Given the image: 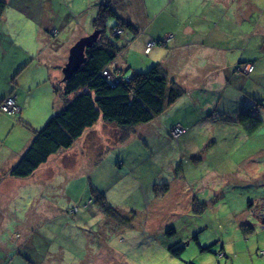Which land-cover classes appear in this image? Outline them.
<instances>
[{"label": "rangeland", "instance_id": "obj_1", "mask_svg": "<svg viewBox=\"0 0 264 264\" xmlns=\"http://www.w3.org/2000/svg\"><path fill=\"white\" fill-rule=\"evenodd\" d=\"M82 1L5 0L6 17L3 16L4 10L3 12L0 11V48L5 47L1 40L3 41L9 36L8 31L11 32L10 28L19 26L22 23L23 26L26 24L31 27L33 22L27 19L28 16L34 14L36 19L42 20L41 17L43 16H39L42 11H45L59 16L50 19L51 24L55 27L60 25L58 19L65 20V23L61 24L65 25L64 30L57 31V28H50L49 33L55 36L56 45H60L64 49L59 53L68 50L71 46L68 41L73 35L78 39L82 35L91 33L94 29L92 25L94 15L90 17V12L91 9H95L94 4L98 0H91V6L84 10L86 23L81 22L83 16L82 19L77 18L79 21V25H77L76 16L68 13L71 7L77 11L78 7L82 5ZM143 1L149 4V7H145L146 12L144 11ZM116 2L119 4V8H117H121L120 13L126 20V16H132L131 12L133 13L134 6L137 9L135 14H139L142 18L141 24L143 20H149L159 13L163 17L171 13L173 19L176 17L181 22L177 19H174L173 22V19H170L173 24H170L172 22L163 23L162 30L167 31V34L171 36L175 34V29L179 25H183L185 21H188L189 26L197 27L195 33L191 34L189 39H197L200 43L207 45L208 43H215L211 38H213L212 27L216 21L221 20V26L228 28V32L230 31L228 20L231 15L227 14L228 9L225 10L227 16L220 19L214 20L212 17H207L213 13L212 8H214V5L212 8L205 6L209 2L208 0H194L193 2L191 0H153L152 2L151 0L149 2L146 0H130L129 3H126L127 0H116ZM249 2L262 8L261 11L254 9L251 15L253 25L249 22L246 23L253 28L247 36L248 38L251 36L248 52L257 56L255 63L259 64L257 71L253 72L251 77H257L258 80L263 82L264 86V50L261 48L264 41L261 32H254L262 29L258 23L264 21V0H249ZM210 3L217 4L216 0H210ZM137 4L140 6L139 9ZM184 7L185 11L189 10L188 18L187 15L184 16ZM192 8L195 9L191 10ZM219 8H221L219 11L216 10L220 15L224 8ZM242 8L244 9V5ZM247 13L249 15L251 12L248 11ZM114 24L115 18L110 17L107 19L106 34L109 35V30ZM136 25L139 27L140 23ZM233 27H235L236 32L243 31V23ZM117 28L121 31L113 33L120 35L116 38V41L118 40V44L123 46L121 50L125 52L127 46H124L122 40H126L127 35L131 34L120 25ZM17 30L23 31L20 26L17 27ZM73 30H76L75 34L72 33ZM25 32L30 33L33 30L28 29L22 33ZM220 36L224 38L225 34H220ZM162 41V44L164 43L163 47L158 44L159 48H167L169 40L165 38V34L162 35ZM156 43L155 41L153 43L148 41L145 45V53L128 51L127 54L130 56L132 62V65H130L133 70L126 68L125 73L129 75L136 71H145L156 63L157 59L153 57L155 52L147 50V46L158 48ZM11 48L7 53L1 52L0 49V75L3 72H8L12 67L11 74H16V68H14V65L9 66V62L18 58L22 53L14 47ZM65 54H68V52H65ZM175 61L177 62V59L172 56L168 62L170 66H173ZM199 62L202 64L200 65L201 70L206 75L207 62L205 59ZM239 65L237 66L238 74L247 73L248 66L244 68V64L240 63ZM211 66H213L212 62ZM171 73L175 74L173 71ZM60 80L54 85L61 97ZM220 85L212 87L206 102L210 106L203 107L200 112L194 106H185V102L189 101V98L184 96L185 107L179 108L169 104L170 109L165 108L150 121L124 131V135L127 134L126 139L117 141L118 134L113 132L108 143L110 144L112 141L116 144H123L122 146L113 147V151L110 153L99 154V147H91L92 140L89 141L87 138L75 141L77 151L73 149L75 154H72V158L68 155L69 153H59L62 155L58 157V162L66 164L72 159L75 160L78 153L87 149L92 163V166L88 168L91 170L92 184L87 178H84L82 179L84 186L78 187L80 192L82 188L86 193L88 192L93 202L90 207L84 204L80 206L81 209L89 208L86 217H84L85 220L89 221L85 222L83 220L76 224V245L79 251L84 245V240L79 238L77 234L86 232L94 234L90 248L94 247L95 240H98L100 243L98 248L103 250L101 252L93 251L92 256L89 255V257L79 254L80 256H76L74 259L76 264H264V245H261V243L253 245L259 233L261 238H264V226L257 224L259 220L263 224L264 155L256 158L250 157L257 150L264 147V128L254 130L249 134L251 137H247L248 134H244L245 127L237 124L239 120L235 119L232 123L228 121L225 118L226 114L231 117L239 115L241 98L237 95L239 92L236 89L227 88L224 84ZM245 87H254V84L251 80H248ZM187 91L192 95L194 101L198 103L204 101L200 91ZM11 95L13 94L7 96ZM36 98L37 96L33 99L31 107H34L29 111L28 116L30 119L36 116H45L43 122H34L35 129H40L56 111H50L48 103L45 108L37 107L38 101H36ZM14 108L13 113L7 114L19 112V106ZM40 111H43V113L36 115ZM228 111L230 114H228ZM183 118L184 121H181V123H173L174 119L179 122ZM100 121H102L101 118ZM95 125H101V123ZM175 125L182 129L174 130ZM232 125H237V128L234 127L233 129ZM101 135H105V133L102 132ZM249 139H253V141L249 142ZM98 141L103 142L100 139ZM214 159L216 162L218 159L221 160L222 174L218 176H213L215 169L220 168L218 164H215ZM248 163H254L251 171L246 168ZM137 170H142L145 173H142V176L146 177L136 179L135 177L139 176ZM232 170H236V173H232ZM147 172L156 173V177L153 179V177L147 176ZM135 173L137 174L135 175ZM180 174L184 176V183L181 179H178L174 181L173 186L176 189L182 186L181 192L179 190L173 191L172 187L165 188L175 180L174 175L178 176ZM27 179L37 182L33 177L28 176ZM17 188L19 187L17 186ZM46 189H51V186H47ZM20 190V201L23 205H26L27 195L23 193L22 188ZM166 191H170V193L165 194ZM93 192L103 198V203L101 199L96 200L93 198ZM161 195L165 196L161 198ZM183 195L184 213L188 211L189 207L191 212L188 215H186L187 213L184 214L182 218H171L170 221H173V224L168 225L165 230H158L157 225L152 223L158 214L156 211H147L148 204L151 208L154 205L171 204ZM46 196H50L49 193ZM96 201H99L100 204ZM249 201L252 202L250 204L252 206L248 205ZM67 203L71 202L68 198L62 197L61 206L63 209H67L68 214H76L79 211L77 204L65 206ZM104 203L113 208H105ZM85 204H88V202ZM68 207L72 208L69 209ZM10 211L15 214V209H0V218H2L0 222L6 225L10 223L12 217ZM158 211L162 215L166 212L164 209H158ZM244 224H252L254 229L244 231ZM10 227L9 224L7 228L10 229ZM168 229H172L173 232L167 233ZM206 230L208 235L202 237L201 244L203 246L209 245L211 249L204 252L194 240H191V236L196 233L200 235ZM70 231L73 230L70 229ZM97 234L101 236L96 237ZM211 235L214 238H208ZM13 237L15 238L14 234ZM107 238L108 242H105ZM188 239L190 242H188ZM223 243L226 251L225 255H221ZM171 245L184 246L180 256H174L170 253L169 247ZM113 248L120 249L114 250Z\"/></svg>", "mask_w": 264, "mask_h": 264}, {"label": "crops", "instance_id": "obj_2", "mask_svg": "<svg viewBox=\"0 0 264 264\" xmlns=\"http://www.w3.org/2000/svg\"><path fill=\"white\" fill-rule=\"evenodd\" d=\"M76 1L79 0H74V2ZM146 1L149 2V0ZM152 1L153 0H151V2ZM193 1L194 0H191V2ZM208 1L209 2L206 3L205 6L212 8L214 5V8H212L213 13L207 17H212V19L215 20L227 16V14L231 15L228 20L230 31L228 32V28L226 29L221 26V20L216 21L215 25L212 27L213 38H211L215 43H208V45L200 43L197 39H189L191 34L195 33L197 27L189 26L188 21H185L183 25H179L175 29V34H173V36L167 34V31H163V23L172 22L170 20L173 19L171 13L165 17L161 16V13H159L157 16H152L149 20H143L141 24L142 18L139 14H135L137 9L133 6V13L131 12L132 16L126 17L127 20L134 24L140 23L138 27L139 30L135 38L127 43V50L125 52L121 50L117 54L112 63V68L117 67L124 72L126 68L133 70L130 56L127 54L128 51L145 53L144 49L147 42L155 40L157 42L156 45L160 44L161 47H163L162 35L165 34V38L169 40L168 44L165 42L168 47L159 48L158 45V48H154V46L150 48L149 52H155L153 57L161 63L168 77L178 82L184 89L183 94L180 96L181 98L178 97L181 100H177V98L170 105L179 108L194 106L200 112L203 107L210 106L209 103L206 102L209 92L212 91V87L224 84L227 88L231 87L236 89V91L239 92L237 95L241 98V100L239 99L241 102L239 104V115L236 117L225 115V118L232 123L235 119L238 120L240 118L241 110H243L241 109L242 107L246 105L253 106L256 99L259 97L264 98L263 82L258 80L257 77H251L252 73L257 71L259 64L255 63L257 56L248 52L251 36L249 38L247 37L253 29L250 24H254L251 20L254 9L261 11L262 8L255 6L249 2V0H216L217 4H211L210 0ZM90 2L91 0H83L81 2L82 5L78 7L77 11L71 7L68 13L73 14L72 16H76V19L79 17L82 19L84 16L82 21H80L86 23L84 10L91 6ZM99 2L101 3L103 0L95 1V9H91L90 17L93 15L95 16ZM243 5L244 9L242 8ZM143 6L146 12L145 7H149V4L143 1ZM139 7V4H137L138 9ZM219 7L224 8L220 15L217 12V10L219 11L221 9ZM193 9L195 8L191 10ZM227 9L228 12L225 14V10ZM248 11L251 12L249 15L247 13ZM6 12L7 11L4 10V17H6ZM119 12H121V8ZM185 15H187V18L189 17V10L185 11L184 7V16ZM39 17L43 19H36L34 14L28 16L27 19L33 22L31 27L26 24L23 26V23L19 25L23 31L30 29L33 30V32L22 33L23 31L17 30L19 26H16L10 28L9 30L11 32L8 31L9 36L3 39V41L1 40L2 44L5 46L0 48L2 50L1 52L7 53L12 49L11 47H14L22 54L15 60L9 62V66L14 65V68L17 70L15 75L11 74L13 67L8 72H3L2 75H0V101L5 96L13 94L20 107L19 112L16 114H7L0 111V209H15V214L13 211H10L12 215L9 223L11 225L10 229L7 228L9 224L6 225L0 222V264H76L74 259L76 256H80L79 254L89 257V255L92 256L93 251L101 252V250H103L98 248L100 246L98 240H95V246L90 248L92 236H94V234L85 232L83 234H77L79 238L84 240V245L78 251L76 245V229L70 231L79 221H89L84 219L89 208L81 209L80 206L84 204L90 207L93 202L88 192L86 193L82 188L81 193L78 189L79 186H84L82 184V179L84 178H87L91 183V170L88 168L92 166V163L90 162V154L87 152V149L78 153L75 160L72 159L66 164H60L58 162V157L62 154L58 153L51 155L45 163L41 164L34 173L29 176L33 177L37 182L29 181L27 179L28 177L16 178L8 174V169L19 160L34 136L33 130H36L34 122L41 123L45 119V116H36L32 119L28 116L29 111L34 107H31L34 97L37 96L36 101H38L37 107L39 108H45L48 103L50 111L55 112L63 105V98L54 90V84L62 78L61 67L68 55L65 54V52H68V50L59 53V51L61 52L64 49L60 45H56L55 36L52 35V33L50 34L49 31L50 28H57V31L64 30L65 25L61 24H64L65 20L58 19L60 25L59 27H55L51 24L50 20L52 17H59L55 13L42 11ZM174 19L177 18L175 17ZM174 19L173 22L175 21ZM177 21H179V19H177ZM173 22L170 24H173ZM246 22L250 24L247 25ZM78 23L79 21L77 19V25H79ZM239 23H243V31L236 32L233 26ZM258 25H260L263 30L259 29L254 32H261L262 40L264 41V21L259 22ZM72 33L75 34L76 30H73ZM220 34H225L224 38L220 36ZM225 37H227V39H225ZM76 38L77 37L73 35L68 42L72 44ZM261 48L264 50V43ZM172 56L177 59V62L175 61L174 65L170 66L168 61ZM202 59H205L208 65L206 68V75L200 68L202 64H200L199 61ZM211 62L213 66H211ZM242 62H253L254 64V70L248 75H243V77L240 73L238 74L237 71V65ZM171 71L175 72V74H172ZM12 76L14 77L12 78ZM248 80H251L254 87H245ZM260 82L262 85L259 84ZM187 90L200 91L204 101L201 103L194 101L192 95ZM184 96L189 98V101L185 102V106ZM166 108L170 109L169 106ZM253 110L255 113L258 111V109L254 107ZM263 110L264 108L261 105V110L259 111L261 115H263ZM42 113L43 111H40L36 115H41ZM228 114H230L229 111ZM181 121H184V118L180 119L179 122L174 119L173 123L177 124L181 123ZM96 123H101V125H95ZM237 124H240V122H237ZM235 127L237 128V125ZM263 128L264 125L259 129ZM101 131L104 132L105 135L101 136L100 133L98 134V132ZM113 132L119 136L121 129L103 120L100 121V118H98V120L92 126L88 127L78 139H80V141L86 138L89 141L92 140L90 145L91 147H99V154L106 152L110 153L113 151V147L122 146L123 144H116L112 141L110 144L108 143ZM100 137L103 138V142L98 141ZM133 137L136 138L135 135H133ZM247 137H251V135H247ZM79 144L81 145L80 142ZM76 147V144H74L71 148L64 151L63 154L69 153L68 155L72 158V154H75L73 153V149ZM260 155H264V147L257 150V152L250 157L256 158ZM214 162L218 164L220 168L215 169L216 171H214L213 176H218L222 174L221 160L218 159L216 162L214 159ZM253 167L254 163H248L246 168L248 171H251ZM137 173H139V176L135 177L136 179L139 177H146L144 175L142 176V173L145 174L142 170H137ZM137 173H135V175ZM232 173H236V170H232ZM155 174L147 172V176L153 177V179L156 177ZM176 176L177 175H174L175 180L165 188L168 189L172 187L171 189L173 191L179 190V192H181L183 187L180 186L176 189L173 183L178 179H181L184 183V176L183 174ZM49 185L51 189H46ZM17 186L19 188H17ZM20 188H22L24 190L23 193L27 195L26 205H23L20 201ZM47 193H49L50 196H46ZM168 193H170V191L165 194ZM164 196L165 195H161L160 197L163 198ZM62 197L68 198L69 202H71L65 204V206L77 204L79 211H77L76 214H68L66 212L67 209L65 210L61 206ZM89 200H91V202ZM86 202H88V204H85ZM158 209H164L166 212L162 215L159 213ZM151 210L156 211L158 214L155 220L152 221L153 224L157 225L158 230H165L168 225L173 224V221H170L171 218H182L184 214L187 213L186 215H188V213L191 212V208L189 207L188 211L184 213V195L171 204L154 205L153 208L148 204L147 211ZM254 215L259 220L256 214ZM1 219L2 218H0V221ZM259 222L257 224L262 225L260 220ZM104 234L108 237L106 233ZM204 235H208L207 230L199 235L200 242ZM100 236L99 234L96 235V237ZM210 237L214 238L212 235L208 236V238ZM105 242H108V238ZM188 242H190L189 239ZM260 243L264 245V238H261L259 233L253 245L255 246ZM113 249L119 250L120 248ZM225 252L223 243L221 255H225ZM231 261L233 262L232 259Z\"/></svg>", "mask_w": 264, "mask_h": 264}, {"label": "trees", "instance_id": "obj_3", "mask_svg": "<svg viewBox=\"0 0 264 264\" xmlns=\"http://www.w3.org/2000/svg\"><path fill=\"white\" fill-rule=\"evenodd\" d=\"M129 2L130 0H127L126 3ZM117 3L116 0H104L103 3H99L98 10L92 19L93 27L101 29L99 37L92 46L85 49L86 60L80 68L70 78L60 80L62 107L49 118L43 127L34 130V136L27 148L19 160L10 167L8 171L10 176L25 178L32 175L51 155L71 148L98 118L121 129L117 141L124 140L127 138L124 131L150 121L183 94V87L168 77L158 61L145 71H136L129 75L120 68H112V63L123 47L118 44V40L116 41L120 35L112 34L114 27L120 25L130 32L131 35H127V39L122 40L124 46L130 39L135 38L139 30L136 24L123 18ZM5 7V0H0V11L3 12ZM110 17L115 18V24L109 30L108 35L105 31L107 19ZM241 64L252 66L250 72L241 74L242 77L254 70L253 62H242ZM108 72L114 76V81L111 82L107 78ZM54 90L56 91L55 85ZM261 105L264 108V98L259 97L254 101L253 106L246 105L241 108L243 110L238 120L242 127H245L244 131L248 135L264 125V110L263 115L259 112ZM253 107L258 109L256 113ZM232 126L234 129L235 126ZM251 141L253 139H249V142ZM93 194L94 199L103 200L100 195H96L95 192ZM97 203L100 204L99 201ZM248 203L252 206L251 201ZM103 205L105 208H113L107 203ZM244 225V231L254 229L252 224ZM262 226H264V219ZM169 232L173 230L168 229L167 233ZM199 239L198 233L191 236V240H194L202 251H209L210 246H203ZM183 249V245L169 247L170 253L174 256H180Z\"/></svg>", "mask_w": 264, "mask_h": 264}, {"label": "water", "instance_id": "obj_4", "mask_svg": "<svg viewBox=\"0 0 264 264\" xmlns=\"http://www.w3.org/2000/svg\"><path fill=\"white\" fill-rule=\"evenodd\" d=\"M100 31V28H94L91 33L80 36L71 44L68 49L67 60L61 68L63 80L70 78L84 63L86 60L85 49L93 45Z\"/></svg>", "mask_w": 264, "mask_h": 264}, {"label": "built area", "instance_id": "obj_5", "mask_svg": "<svg viewBox=\"0 0 264 264\" xmlns=\"http://www.w3.org/2000/svg\"><path fill=\"white\" fill-rule=\"evenodd\" d=\"M121 30L120 29H118L117 27L116 28H114V30L112 31V33L113 32H120ZM115 33H113V34H115ZM154 41H152L151 43H153ZM150 49V47H148L147 46V50H149ZM245 66H248L247 67V72H250V70L252 69V66L251 65H249V64H244V68H245ZM109 73V72H108ZM107 75V78H109L110 80H111V82L112 81H114L115 80V78H114V76L113 75H111V73H109V74H106ZM14 107H17L18 108V105H17V103L14 101V99L12 98V96H7L5 99H4V101H3V103H0V111L1 112H4V113H13V108ZM15 110H17L18 111V109H16V108H14ZM175 128H174V130H176V131H178L179 130V128L180 129H182L181 127H179V126H174ZM263 213H264V209H263ZM262 213V214H263ZM264 215V214H263Z\"/></svg>", "mask_w": 264, "mask_h": 264}, {"label": "bare ground", "instance_id": "obj_6", "mask_svg": "<svg viewBox=\"0 0 264 264\" xmlns=\"http://www.w3.org/2000/svg\"><path fill=\"white\" fill-rule=\"evenodd\" d=\"M116 27H118V26H116ZM62 66H63V65H62ZM61 68H62V67H61ZM62 76H63V75H62ZM61 80H62V78H61ZM12 98L14 99L15 102H17V101H16V98H15V95H12ZM3 101H4V100H1L0 103H3ZM99 133H100V135H101L102 131L99 132ZM101 136H102V135H101ZM100 139L102 140L103 138L100 137ZM263 209H264V208H263ZM263 209H262V211H263ZM262 219H264V215L262 216Z\"/></svg>", "mask_w": 264, "mask_h": 264}]
</instances>
